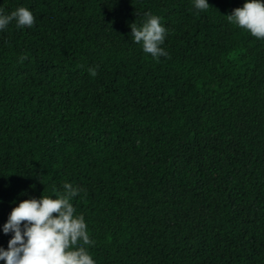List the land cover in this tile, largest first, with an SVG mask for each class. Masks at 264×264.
I'll return each mask as SVG.
<instances>
[{
	"label": "trees",
	"instance_id": "obj_1",
	"mask_svg": "<svg viewBox=\"0 0 264 264\" xmlns=\"http://www.w3.org/2000/svg\"><path fill=\"white\" fill-rule=\"evenodd\" d=\"M245 2L0 0L34 17L0 30V249L14 207L69 183L95 264H264V39L227 19ZM146 14L167 56L134 42Z\"/></svg>",
	"mask_w": 264,
	"mask_h": 264
},
{
	"label": "clouds",
	"instance_id": "obj_2",
	"mask_svg": "<svg viewBox=\"0 0 264 264\" xmlns=\"http://www.w3.org/2000/svg\"><path fill=\"white\" fill-rule=\"evenodd\" d=\"M199 10H207V0H194ZM148 19L141 26L130 25L134 42L142 44L143 51L153 59L167 56L161 47L165 42L166 30L158 16L146 14ZM229 22L247 31L257 39H264V2L247 0L243 7L234 9L227 16ZM17 27H32L34 17L24 7L10 15H0V30L12 21ZM26 59L22 57L21 60ZM91 76L96 70L89 69ZM56 191V189H53ZM78 190L69 183L56 198L41 196L39 199L24 200L14 207L3 225L5 235L12 233L7 250L0 249V261L4 264H95L85 246L94 243L89 238L87 225L82 215H74L71 201Z\"/></svg>",
	"mask_w": 264,
	"mask_h": 264
}]
</instances>
